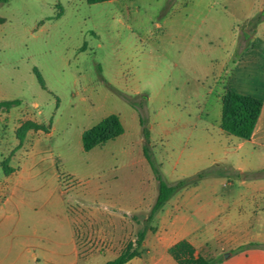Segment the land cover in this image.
Here are the masks:
<instances>
[{
  "label": "rangeland",
  "instance_id": "obj_1",
  "mask_svg": "<svg viewBox=\"0 0 264 264\" xmlns=\"http://www.w3.org/2000/svg\"><path fill=\"white\" fill-rule=\"evenodd\" d=\"M225 89L264 99V0L0 2V99L19 100L0 111V264H43L64 214L127 216L134 239L157 194L145 142L164 182L189 180L158 210L176 236L202 256L205 238L220 264L264 253V144L219 129ZM110 113L123 132L84 151L82 132ZM26 120L48 130L17 148Z\"/></svg>",
  "mask_w": 264,
  "mask_h": 264
},
{
  "label": "crops",
  "instance_id": "obj_2",
  "mask_svg": "<svg viewBox=\"0 0 264 264\" xmlns=\"http://www.w3.org/2000/svg\"><path fill=\"white\" fill-rule=\"evenodd\" d=\"M236 92L242 93L240 91ZM260 100L261 107L259 114L252 133L247 139L249 142L254 144H264V99ZM226 144L228 145L224 147V151H227L230 147L229 143ZM241 145L242 142H238L237 147ZM11 168L12 171L9 173H12L16 170L14 167ZM208 209H211L212 211L205 215V220H209L219 213V208L216 206H210ZM158 214H160L159 211L155 213V219L158 218ZM64 215L65 217L63 216V219L67 225V229L60 239L61 244H56L55 240L50 237H42L41 244L39 245V256L41 260H43V264H47L46 261L49 262L47 260L48 257L58 256L60 254L70 258L69 261L65 262L64 264H78L80 259L90 257V264H105L108 260L115 258L129 241L127 216L122 217V215L116 216L115 214L112 216L108 214L97 217L92 210L88 212L85 211L84 215ZM160 215H163L166 218L164 219L165 223L162 224L160 229H156L155 227H149V230L146 229L143 241L138 248L140 256L128 260L125 264L132 263L134 259L143 260L148 264H170L168 262V258L165 260L161 256L164 253L169 254L167 251L169 246L180 239H186L194 246V239H198L196 236H192L191 233H186V235H183L182 237L176 236L175 232L171 231V229L168 227V223L172 220L171 212H168L167 214H163V212H161ZM78 216H81L83 219H85V221L81 223L80 220H77L79 218ZM199 240L203 242V256L212 258V254L207 253L208 250L206 248V239L203 238V241L201 239ZM142 247L146 248L144 252L140 250ZM156 247H160V249H156ZM33 255L36 256V253ZM170 257L172 256L170 255ZM172 259L174 260L173 257ZM218 260L219 259L213 257V264H220ZM237 264H264V253L253 254L249 257L246 256Z\"/></svg>",
  "mask_w": 264,
  "mask_h": 264
},
{
  "label": "trees",
  "instance_id": "obj_3",
  "mask_svg": "<svg viewBox=\"0 0 264 264\" xmlns=\"http://www.w3.org/2000/svg\"><path fill=\"white\" fill-rule=\"evenodd\" d=\"M6 1L7 0H0V2ZM102 1L107 0H86L87 3H97ZM60 14L61 13L58 12L57 16ZM35 72L39 82L43 85L38 71ZM18 104V99H0V111H8L13 105ZM260 107L261 100L259 98L238 93L232 89H225L221 96L219 126L223 131L229 134L235 135L239 138L248 139L254 128ZM47 126L49 125H43L32 120L22 122L16 129V137L18 138V144L16 147H20L27 131H47ZM122 132L123 126L118 115L110 113L82 132V148L84 151H88L95 145L113 139ZM143 132L146 134V128L144 127ZM143 153L158 180L155 200L142 227L136 231L134 239L129 240L119 254L115 258L108 260L105 264H125L128 260L140 256L138 248L143 241L145 231L148 228V224L152 217L178 188L189 182V180H181L175 184H167L161 179L158 169L152 164L146 142L143 147ZM3 170L5 173H9L12 171V168L3 165ZM167 251L178 264H213V260L200 254H196L194 246L186 239L176 241L168 247Z\"/></svg>",
  "mask_w": 264,
  "mask_h": 264
}]
</instances>
